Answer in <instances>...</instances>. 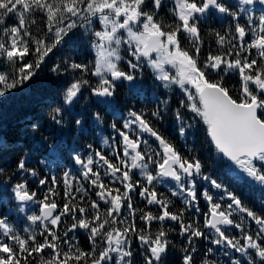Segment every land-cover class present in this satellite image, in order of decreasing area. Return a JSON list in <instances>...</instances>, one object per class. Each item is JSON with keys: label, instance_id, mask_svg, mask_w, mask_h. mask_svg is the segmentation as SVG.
Returning <instances> with one entry per match:
<instances>
[{"label": "snow or ice", "instance_id": "1", "mask_svg": "<svg viewBox=\"0 0 264 264\" xmlns=\"http://www.w3.org/2000/svg\"><path fill=\"white\" fill-rule=\"evenodd\" d=\"M0 264H264V0H0Z\"/></svg>", "mask_w": 264, "mask_h": 264}, {"label": "trees", "instance_id": "2", "mask_svg": "<svg viewBox=\"0 0 264 264\" xmlns=\"http://www.w3.org/2000/svg\"><path fill=\"white\" fill-rule=\"evenodd\" d=\"M121 91L123 92V90H121ZM196 147H197V148H199V147H200V144H199V143H197V144H196Z\"/></svg>", "mask_w": 264, "mask_h": 264}]
</instances>
